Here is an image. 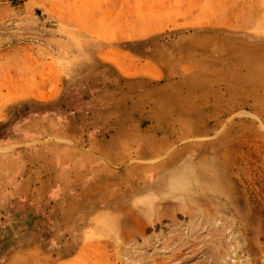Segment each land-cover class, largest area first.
<instances>
[{
    "label": "rangeland",
    "instance_id": "1",
    "mask_svg": "<svg viewBox=\"0 0 264 264\" xmlns=\"http://www.w3.org/2000/svg\"><path fill=\"white\" fill-rule=\"evenodd\" d=\"M264 264V0H0V264Z\"/></svg>",
    "mask_w": 264,
    "mask_h": 264
},
{
    "label": "crops",
    "instance_id": "2",
    "mask_svg": "<svg viewBox=\"0 0 264 264\" xmlns=\"http://www.w3.org/2000/svg\"><path fill=\"white\" fill-rule=\"evenodd\" d=\"M48 257L46 253L42 252L39 246H34V264H50L53 260L48 259ZM15 258H21L23 260L27 257L22 253H13L6 258L3 264H10L11 260Z\"/></svg>",
    "mask_w": 264,
    "mask_h": 264
}]
</instances>
